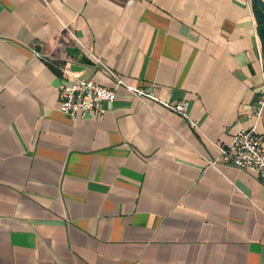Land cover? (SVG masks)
Here are the masks:
<instances>
[{
  "label": "crops",
  "instance_id": "0c3cea01",
  "mask_svg": "<svg viewBox=\"0 0 264 264\" xmlns=\"http://www.w3.org/2000/svg\"><path fill=\"white\" fill-rule=\"evenodd\" d=\"M262 57L253 0H0V264H264V184L210 164L264 138ZM102 63L147 97L71 118Z\"/></svg>",
  "mask_w": 264,
  "mask_h": 264
},
{
  "label": "built area",
  "instance_id": "2783aa9c",
  "mask_svg": "<svg viewBox=\"0 0 264 264\" xmlns=\"http://www.w3.org/2000/svg\"><path fill=\"white\" fill-rule=\"evenodd\" d=\"M264 60V57H262ZM103 64V63H102ZM105 72L114 80V87H107L91 79H76L60 85V109L73 119L78 116L104 115L105 104L117 98V90L121 86L130 89L136 96L145 99L143 89L133 88L113 69L103 64ZM264 79V72H263ZM169 108L188 117V102L184 100L169 103ZM252 114L258 119L264 115V81L259 97L251 107ZM192 125L196 123L192 121ZM212 165H230L247 171L264 184V138L257 125L238 131L231 143L221 147V154L210 161Z\"/></svg>",
  "mask_w": 264,
  "mask_h": 264
},
{
  "label": "water",
  "instance_id": "95a60500",
  "mask_svg": "<svg viewBox=\"0 0 264 264\" xmlns=\"http://www.w3.org/2000/svg\"><path fill=\"white\" fill-rule=\"evenodd\" d=\"M254 11L259 24V33L264 47V0H253Z\"/></svg>",
  "mask_w": 264,
  "mask_h": 264
}]
</instances>
